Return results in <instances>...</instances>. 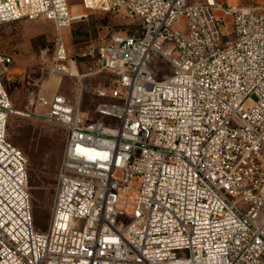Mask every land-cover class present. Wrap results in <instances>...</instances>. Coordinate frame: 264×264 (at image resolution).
<instances>
[{"label": "built area", "instance_id": "2783aa9c", "mask_svg": "<svg viewBox=\"0 0 264 264\" xmlns=\"http://www.w3.org/2000/svg\"><path fill=\"white\" fill-rule=\"evenodd\" d=\"M79 7L0 0V26L58 28L48 70L60 84L72 78L82 92L87 74L108 79L95 89L96 118L42 89L20 113L67 134L50 225L38 232L29 162L8 139L19 113L3 76L14 61L0 55V264H264V0ZM97 11L142 31L99 37L82 75L65 30Z\"/></svg>", "mask_w": 264, "mask_h": 264}, {"label": "rangeland", "instance_id": "374dc122", "mask_svg": "<svg viewBox=\"0 0 264 264\" xmlns=\"http://www.w3.org/2000/svg\"><path fill=\"white\" fill-rule=\"evenodd\" d=\"M69 4L73 11H77L81 0H69ZM128 22L127 19L97 11L66 33L69 49L78 61L82 75L88 72V65L82 55L99 37H110L127 30L130 34L141 33L140 25H129ZM58 32L52 22L44 20H22L0 26V55L11 56L14 61L10 73L3 76L12 106L16 111H26L30 95L42 89L43 93L50 96L62 93L76 100L79 115L84 120L96 118L95 105L100 99L95 89L100 84H106L108 79L102 73L87 74L82 92L72 78H66L60 84V78L51 75L48 70ZM151 69L158 78L170 77L169 67L156 58ZM103 120L106 122L105 118ZM8 139L28 159L35 228L38 232H46L50 225L58 170L66 146V131L58 125L13 114L9 120ZM131 198L134 206L136 197Z\"/></svg>", "mask_w": 264, "mask_h": 264}, {"label": "bare ground", "instance_id": "6f19581e", "mask_svg": "<svg viewBox=\"0 0 264 264\" xmlns=\"http://www.w3.org/2000/svg\"><path fill=\"white\" fill-rule=\"evenodd\" d=\"M67 33H69L70 32V30L69 29H66L65 30ZM60 82V81H59ZM17 112L20 114V113H22L21 111H19V110H17Z\"/></svg>", "mask_w": 264, "mask_h": 264}, {"label": "trees", "instance_id": "16d2710c", "mask_svg": "<svg viewBox=\"0 0 264 264\" xmlns=\"http://www.w3.org/2000/svg\"><path fill=\"white\" fill-rule=\"evenodd\" d=\"M82 21H84V20H82ZM82 21H77V22H75V23L73 24V26H74L75 24L79 23V22H82ZM73 26H72V27H73ZM8 127H9V125H8ZM29 174H30V172H29ZM33 215H34V213H33ZM34 220H35V218H34Z\"/></svg>", "mask_w": 264, "mask_h": 264}]
</instances>
